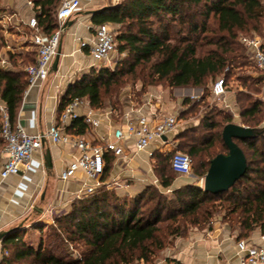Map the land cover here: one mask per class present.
<instances>
[{
	"label": "trees",
	"instance_id": "trees-1",
	"mask_svg": "<svg viewBox=\"0 0 264 264\" xmlns=\"http://www.w3.org/2000/svg\"><path fill=\"white\" fill-rule=\"evenodd\" d=\"M42 32L57 30L56 12L60 0H31ZM95 24L119 26L115 45L126 57L114 70L94 69L71 85L60 101V113L74 99H88L92 109L109 104L121 111L123 88L140 85L141 95L150 88L167 85L169 89H204L219 76L226 85L232 78L243 88L236 103L242 125L255 130L257 138L236 141L247 160L245 176L228 192L211 195L189 184L165 194L149 187L135 197H120L105 187L74 201L67 211L53 219L54 226L35 223L40 232L37 246L22 232L3 241L0 264H156L157 259L179 238L193 229L212 227L214 218L238 231V239H248L256 230L264 232V103L253 98L262 92L264 76L257 79L235 73L251 64L241 39L264 31V0H122L118 5L97 12ZM7 46L0 31V52ZM12 70L0 69V101L7 107L10 122L18 124L22 100L28 89L24 68L35 63L34 53H8ZM129 77V78H128ZM126 78L130 80H125ZM229 89V88H228ZM185 99L189 106L181 118L204 103ZM233 117L223 111L206 113L200 125L177 137L191 160L195 178H205L211 161L227 155L222 140L223 128ZM0 118V134H1ZM83 118L75 119L68 132L87 133ZM5 142L0 136V152ZM154 168L162 189H171L177 178L170 155L154 154ZM113 155L106 156L108 176ZM171 159V160H170ZM171 161V162H170ZM70 247L78 252L72 257Z\"/></svg>",
	"mask_w": 264,
	"mask_h": 264
},
{
	"label": "crops",
	"instance_id": "crops-1",
	"mask_svg": "<svg viewBox=\"0 0 264 264\" xmlns=\"http://www.w3.org/2000/svg\"><path fill=\"white\" fill-rule=\"evenodd\" d=\"M0 3L1 9L4 11L0 17L6 13L14 14L13 22L16 21L15 24L18 23L20 27H26L25 24L30 19L36 18V12L40 9L36 8L31 0H13L11 4L0 0ZM114 6L116 4L102 0L86 2L81 10L66 23L59 46L61 55L57 70L53 69L54 59L48 80L24 94L18 115V125L28 133L45 135L52 125L63 127L60 122L62 112L60 113L59 106L68 88L94 69L108 68L109 60L105 63H96L91 57L89 48H82V44L89 43L93 39L98 26L93 21L94 15ZM88 7L93 8L89 9ZM105 24L110 26L114 34L119 29L118 25ZM2 32L7 46L0 52V60L6 61L4 65L0 63V69L10 71L12 65L8 61V53H23L20 51H28L30 47L25 43L27 40L21 42L22 45L17 42L10 45L8 41L13 36L11 31L10 34ZM198 91L199 89L191 88H168V90L162 87L150 88L142 94L138 104L131 100L123 104V108L119 111L122 117L120 121L116 118L117 112L110 108L93 109L100 125L95 129L88 128L85 136L90 137L94 144H100L102 139L112 138L117 129H123L127 118L137 110H141L148 116L154 113L179 114L182 121L181 115L189 107L184 104L185 99L196 98ZM236 96V89L232 86L227 88V94L221 102L226 112L233 117V123L243 126ZM258 97L264 103V89ZM83 100L86 103L85 106L77 110L80 118H83L87 109L91 108L89 100ZM69 126L70 124L65 128L67 132ZM178 128L179 125L167 136L166 143L156 142L144 152L136 153L132 144H128L129 152L125 156H113L111 170L107 176L109 178L106 179V177L105 180H102L100 186L89 180L82 172L70 181H61L62 172L78 158L79 153L69 146L55 145L49 139H45L42 150L34 154L27 171L26 167L22 166L19 175L2 180L1 171L6 157L5 148H3L0 152V234L22 223L25 224V229L34 228L35 223L48 225L50 224L48 222L50 210L67 211L72 199L90 196L103 187L115 192L120 197H135L138 192L143 191L144 185L140 183L136 186L123 183L122 180L130 177L128 169L136 163V160L150 158L156 151L166 148L175 149L178 143L175 138ZM261 128L264 129V120ZM47 150H50L51 153L52 167H47L44 160ZM177 176L182 179H176L171 189L167 190L168 193L189 184H198L194 176L178 174ZM89 188L93 189L91 193L88 191ZM31 210L35 212L33 216L30 213ZM53 218L51 220H54ZM242 240L253 246L264 247V232L261 229H256L248 239L239 240L238 231L230 229L226 223L214 221L211 228L193 229L186 238L177 239L156 264H239L240 254L237 244ZM4 254L6 253L3 242H0V262Z\"/></svg>",
	"mask_w": 264,
	"mask_h": 264
},
{
	"label": "built area",
	"instance_id": "built-area-1",
	"mask_svg": "<svg viewBox=\"0 0 264 264\" xmlns=\"http://www.w3.org/2000/svg\"><path fill=\"white\" fill-rule=\"evenodd\" d=\"M91 1L93 0H60L56 12L57 30L52 35L42 32L36 18L30 19L25 24L31 33L29 40L25 43L35 54V63L24 68L28 78L27 91L39 87L48 80L66 23L81 10L86 2ZM102 1L119 4L122 0ZM1 18L0 23L6 34H10V30L6 26L20 27L18 23L15 24L16 21L13 22L14 14L6 13ZM241 43L251 61L264 76V41L255 36L244 37L241 39ZM82 48H89L91 57L96 63H105L116 52L115 34L108 24H100L96 27L91 42L83 43ZM0 63L4 65L6 61L0 60ZM211 94L218 101L226 96L227 85L224 77L215 81L211 88ZM85 104L84 100L74 99L61 114L60 122L63 127L52 125L45 135H40L30 134L18 124L13 126L7 107L0 101L2 124L0 136L5 142L6 155L1 171L2 180L19 175L22 166H25L27 171L34 154L41 151L43 141L49 139L55 145L69 146L79 153L78 158L62 172L61 181H70L82 172L89 180L100 186L106 171L107 154L123 157L129 152L128 144L130 143L136 153L146 151L156 142L166 143L167 136L178 127L181 121L179 114L154 113L148 116L141 110H137L133 112V115H128L124 128L117 129L112 138L102 139L100 144H94L90 137L75 136L69 134L65 129L72 121L80 118L77 110ZM83 119L88 128L95 129L100 125V121L96 118V112L91 108L87 109ZM172 169L180 176H191L192 166L189 156L180 153L173 156ZM198 183L203 188L204 178L200 179ZM88 191L91 193L93 189L89 188ZM237 247L240 254L239 264H264V247L250 245L245 240L239 241Z\"/></svg>",
	"mask_w": 264,
	"mask_h": 264
},
{
	"label": "rangeland",
	"instance_id": "rangeland-1",
	"mask_svg": "<svg viewBox=\"0 0 264 264\" xmlns=\"http://www.w3.org/2000/svg\"><path fill=\"white\" fill-rule=\"evenodd\" d=\"M7 3L11 4L13 0H5ZM89 9L93 8V7H88ZM4 12L1 9V3H0V14ZM7 29H9L12 33V37L9 38V44H15V42H17L18 44L21 42H24V40H29L30 37V31L26 28V27H11L10 26H6ZM0 31L1 34L3 35V27L0 23ZM257 37H260L261 40L264 41V31L263 33L260 35H256ZM19 38H21L20 41ZM23 43H21L22 45ZM117 47H116V52L109 58V62L108 64V68L107 69H112L114 70L116 68L117 65L121 64V62H123V60L125 59L126 55L125 54H120L119 50H118V43ZM23 52V54H26L27 52H32L31 49H28V51H20ZM250 62L252 65L245 67L244 69H242L241 71H235L236 74L242 76V78L244 77H252L254 79L259 78L260 76H263V74L260 72V70L255 66L254 62L251 61ZM129 78V77H128ZM126 78L125 80H130ZM221 78V76H219L218 78H216L215 80H213L211 83L208 84V93L204 90V89H200L198 91V95L196 96V98L191 97L189 98L191 100V102H198L201 98L206 96V100L204 103H202L201 105H199L197 107V109H195L191 114L186 115L185 117L182 118L181 123L179 124V128L178 131L175 135V138L177 139V137L183 133L184 131L191 129V128H196L197 126L200 125L201 119L203 118V116L206 113H209L211 111H214L215 113H217L218 111H223L226 112V109H224L222 102L215 100L211 94V88L213 86V84L215 83V81L217 79ZM132 82H130L128 85H126L123 90L121 91V95H120V104L121 106H123V104H125L127 101L131 100L132 102L134 101V103H139L140 99L142 98L143 95H141V93H139L140 89V85H131ZM234 86V88L236 89V92H239L240 90H250L252 91L254 88L252 87V89L249 88H243L240 82L235 81V78H232L230 80V83L228 85V88ZM162 87L165 90H168L167 85H159L156 88H160ZM262 89H264V83L261 87ZM150 90V89H149ZM253 92V91H252ZM253 98H259L258 95L253 94ZM104 108H110L109 104H106V106ZM103 110V109H102ZM116 118L118 121H120L122 119L120 112L116 111ZM182 116V115H181ZM178 142V141H177ZM179 143H177L178 145ZM5 148V147H4ZM163 154L164 156H168L170 155V158H173V156H175L176 154L180 153V154H187V150L184 146L181 147H176L175 149H161L160 151H156L153 153L154 154ZM153 157V156H152ZM152 157H146V159L144 160H140L137 161L136 163L132 164L130 166V168L128 169V172H130L128 179H124L122 180L123 183L125 184H129V185H138V184H143L144 185V189L143 191H146L149 189V187H156L159 188L161 192L168 194L167 190H164L161 188L158 178L156 177L154 168L156 167L157 164V160L152 158ZM135 160V159H134ZM171 160V159H170ZM171 162V161H170ZM195 160L192 159V167L195 164ZM126 167V166H125ZM124 169V168H123ZM137 176V177H135ZM191 176H194L193 174V169H192V173ZM195 177V176H194ZM109 177H107L106 179H108ZM141 178V179H140ZM203 178V177H202ZM202 178H195L197 183L200 179ZM177 180L182 179L181 177L177 176L176 178ZM199 184V183H198ZM202 188V187H201ZM203 189V188H202ZM137 190V189H135ZM141 191V192H143ZM140 192H138L139 194ZM137 195V194H136ZM77 199H72L71 202L69 203L70 205L76 201ZM69 205V206H70ZM31 215L33 216L35 214L34 210L30 211ZM64 211L60 210V211H55V210H50V215L48 218V222H50V224H48L50 227L54 226L53 220H51L53 217L56 216H60L61 214H63ZM222 215L220 216H216L213 220L214 221H219L222 222ZM40 222V221H39ZM46 224V226H48ZM22 234L24 235L26 240L31 241L35 246H37L38 243V239L40 236V232L38 230H35L32 227H29L28 229H25L22 231ZM167 250V249H166ZM165 250V251H166ZM70 251L72 253V257L77 258L78 257V252H74L72 250V247H70ZM164 251V252H165ZM163 252V253H164ZM163 253H161V255L159 256V258L157 259V262L162 259Z\"/></svg>",
	"mask_w": 264,
	"mask_h": 264
},
{
	"label": "water",
	"instance_id": "water-1",
	"mask_svg": "<svg viewBox=\"0 0 264 264\" xmlns=\"http://www.w3.org/2000/svg\"><path fill=\"white\" fill-rule=\"evenodd\" d=\"M60 55L61 50L59 48L53 64V69L55 71L58 68ZM257 136L258 134L255 130L234 123L228 124L223 128L222 140L228 150V154H220L211 161L210 168L204 178L203 191L205 193L219 195L228 192L245 176L247 171V160L236 141L244 142L254 140ZM45 141L46 140L43 141V144ZM44 160L47 167H52L50 150L46 151ZM195 185L196 187L201 188L200 185ZM23 229H25L24 223L10 229L7 232L1 233L0 242H3L10 234L20 232Z\"/></svg>",
	"mask_w": 264,
	"mask_h": 264
}]
</instances>
